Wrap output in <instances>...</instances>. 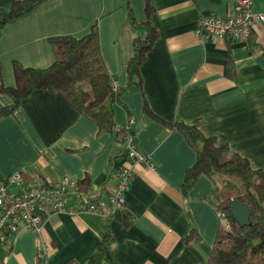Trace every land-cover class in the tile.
<instances>
[{"label":"crops","instance_id":"obj_1","mask_svg":"<svg viewBox=\"0 0 264 264\" xmlns=\"http://www.w3.org/2000/svg\"><path fill=\"white\" fill-rule=\"evenodd\" d=\"M14 1L0 0V7ZM237 1L152 0L159 38L141 66L143 88L121 91L113 109L115 127L134 119L135 143L152 156L154 167L135 164L123 206L107 213H51L40 235L22 227L0 247V264H86L108 230L113 242L101 264H207L220 227L211 201L215 179L203 174L183 191L197 151L165 122L198 123L205 135L264 169V25L255 24L249 41L197 34L203 16L228 15ZM253 1L264 13V0ZM130 12L145 21V0L45 1L3 28L0 82L16 85L15 61L51 66L56 60L51 38H81L97 24L104 67L124 88L134 40L145 36L131 23ZM145 99L163 120L144 111ZM12 102L0 94V108ZM123 154L115 130L99 132L64 92L38 89L14 113L0 117V183L18 171L50 180L88 175L94 197L108 200L117 184L109 179L112 161L120 162ZM192 229L198 236L186 242ZM42 243L52 249L47 259H39Z\"/></svg>","mask_w":264,"mask_h":264},{"label":"trees","instance_id":"obj_2","mask_svg":"<svg viewBox=\"0 0 264 264\" xmlns=\"http://www.w3.org/2000/svg\"><path fill=\"white\" fill-rule=\"evenodd\" d=\"M45 1L47 0H16L9 8L0 7V38L8 23L28 15ZM145 2V21L138 22L130 12L131 23L143 30L145 36L134 40L133 56L128 64V83L124 88H120L118 92L112 88V77L103 64L99 30L95 24L92 31L81 38L70 35L51 38L56 49V60L47 68L25 67L15 61L16 85L6 86L0 82V94L13 99L12 104L0 108V117L14 113L34 91L46 89L64 92L76 109L97 123L99 132L113 131V105L119 100L121 91L143 88L141 66L159 38L152 21L154 5L152 0ZM144 111L163 120L152 111L147 99ZM165 123L180 130L197 151L196 162L186 171L183 191L187 192L203 174L213 177L215 187L211 201L217 209L224 210L229 216L231 229L220 224L207 264H264V169L254 168L248 158L233 151L227 144H219L216 137L205 135L198 123L177 120ZM125 161V154L121 155L120 162L117 158L112 161L109 179H116V174ZM218 175L221 177L220 182ZM79 185L87 196H94L92 181L88 175L79 181ZM233 199H240L250 210L249 225L242 227L232 218L229 205ZM124 219L126 224L131 221V214L126 210ZM197 236L196 229H192L186 242ZM112 242L113 235L108 230L86 264H101L106 248Z\"/></svg>","mask_w":264,"mask_h":264},{"label":"built area","instance_id":"obj_3","mask_svg":"<svg viewBox=\"0 0 264 264\" xmlns=\"http://www.w3.org/2000/svg\"><path fill=\"white\" fill-rule=\"evenodd\" d=\"M256 23L264 25V13L257 12L253 0H238L234 12L221 16L210 14L199 21L197 34H208L218 38L230 37L233 40L249 41L253 38ZM112 88L120 90L117 80L112 79ZM134 119L130 118L124 125L114 128L126 156L125 163L116 174V188L109 199L90 197L82 192L79 181L70 177L50 180L38 173L26 176L18 171L10 174L0 183V247L9 236H16L22 227L41 234L48 215L54 212L107 213L111 208L125 204V193L134 175L137 163L153 168L150 154L140 150L134 140ZM220 224L231 229L228 214L217 209ZM51 247L40 244V259H47ZM70 264H79L74 261Z\"/></svg>","mask_w":264,"mask_h":264},{"label":"water","instance_id":"obj_4","mask_svg":"<svg viewBox=\"0 0 264 264\" xmlns=\"http://www.w3.org/2000/svg\"><path fill=\"white\" fill-rule=\"evenodd\" d=\"M232 218L240 225L247 226L250 223L251 212L240 199H233L229 205Z\"/></svg>","mask_w":264,"mask_h":264},{"label":"rangeland","instance_id":"obj_5","mask_svg":"<svg viewBox=\"0 0 264 264\" xmlns=\"http://www.w3.org/2000/svg\"><path fill=\"white\" fill-rule=\"evenodd\" d=\"M220 182V181H219ZM222 182V181H221Z\"/></svg>","mask_w":264,"mask_h":264}]
</instances>
